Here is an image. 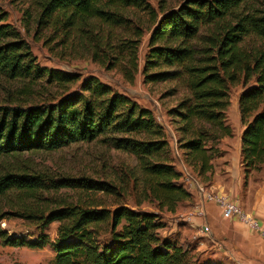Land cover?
Here are the masks:
<instances>
[{"label":"trees","instance_id":"trees-1","mask_svg":"<svg viewBox=\"0 0 264 264\" xmlns=\"http://www.w3.org/2000/svg\"><path fill=\"white\" fill-rule=\"evenodd\" d=\"M13 1L24 5L23 28L29 31L32 26L34 38L46 44L56 40L65 48L80 39L97 48L92 51L96 60L135 51L131 41L116 44L100 37L103 22L121 26L127 20L103 0ZM116 5L152 11L144 0H116ZM6 19L0 5L1 74L30 78L29 88L45 82L67 89L78 79L74 73L40 67L29 43ZM148 43L144 82H173L169 94L182 89L167 113L175 124L180 158L198 176L213 172V160L223 153L220 139L233 135L226 115L229 90L243 85L237 107L244 126L240 155L245 185L252 170L264 169V6L254 0H182L162 11ZM128 61L135 71V54ZM80 85L78 92L40 103L0 105V156L54 151L106 135L111 146L136 157L144 173L145 198L154 201L158 211L132 209L118 201L108 207L95 194H120L104 180L5 167L0 171V205L7 208L0 206V220H26L37 235L27 240L0 227L1 244L39 248L50 243L54 264H223L201 259L195 248L160 232L165 226L160 211H174L190 193L153 110L95 76ZM61 189L75 191L78 197H62ZM52 222L58 225L55 240L49 242L46 231Z\"/></svg>","mask_w":264,"mask_h":264},{"label":"rangeland","instance_id":"rangeland-1","mask_svg":"<svg viewBox=\"0 0 264 264\" xmlns=\"http://www.w3.org/2000/svg\"><path fill=\"white\" fill-rule=\"evenodd\" d=\"M150 5L152 11L139 10L133 6L123 8L116 5V0H103L104 5L118 14L127 18L125 24L121 26H110L102 23L100 37L108 38L112 43H125L131 41L134 45V52L126 51L120 53L117 59L100 57L96 60L93 55L94 45L86 46L83 41L77 39L68 43L69 46H58L56 40L44 43L43 39L34 38L33 27L26 31L22 26V10L24 5L20 1L0 0V5L7 12L6 21L13 24L20 32L21 36L29 43L32 54L36 57V62L40 67L62 70L74 73L79 76L77 80L69 84V88H59L56 85L39 86L34 84L28 87L30 78L12 79L0 73V105H29L46 101L51 96H60L68 93L78 92L83 79L95 76L102 83L133 99L140 107L159 109V113H154L156 120L163 125L166 138L170 141V155L173 163H176L174 156V146L178 147L175 124L167 111L175 106L181 96L182 89L169 94L168 90L174 85L173 82L146 83L142 75V67L146 52L148 51L149 36L156 21L162 11L175 8L182 0H144ZM258 7L264 6V0H254ZM93 46V47H92ZM92 47V48H90ZM135 54L137 69L130 71L128 57ZM109 59V60H108ZM115 62L114 65H112ZM129 74V76L127 75ZM38 83H41L37 81ZM241 83L230 87V105L226 110L228 123L233 129L231 119L238 111L235 99L242 89ZM158 103V104H157ZM160 106V107H159ZM176 140V141H175ZM170 146V145H169ZM181 154V153H180ZM214 161V160H213ZM31 168L47 173L52 176H85L93 179L104 180L115 186L116 192L120 195H104L96 193L95 196L110 208L115 202H124L132 209L145 211H158L155 202L145 198L143 193L144 173L136 157L122 149L110 145L106 135L97 137L92 141H80L71 143L59 150L54 151H29L19 156H0V171L5 167ZM223 169L221 168V171ZM262 170L261 172H263ZM60 195L72 200L78 197V193L69 189L59 190ZM182 201L176 207L181 208ZM7 208L5 205H0ZM163 213L165 209L161 210ZM167 214V213H164ZM163 217V214L161 215ZM164 221V219H162ZM165 222V221H164ZM58 223L52 222L47 229L49 242L56 238V228ZM0 227L7 230L9 234H14L27 240L34 239L37 235L36 228L28 221L21 218L6 217L0 220ZM165 229V228H164ZM163 229V230H164ZM104 237V236H103ZM188 246H194L187 243ZM201 259L209 258L207 251L196 250ZM55 253L50 243L39 247L29 248L26 246L2 245L0 242V264H54Z\"/></svg>","mask_w":264,"mask_h":264},{"label":"crops","instance_id":"crops-1","mask_svg":"<svg viewBox=\"0 0 264 264\" xmlns=\"http://www.w3.org/2000/svg\"><path fill=\"white\" fill-rule=\"evenodd\" d=\"M239 93L235 104H237ZM153 112L159 113L160 111L155 107ZM231 122L235 130L234 136L220 139L218 147L223 153L214 159L213 172L201 177L189 166L188 169L197 185L218 196L223 195L236 199L245 213L264 226V171L252 170L244 185L240 155V138L244 126L240 122L238 111L234 113ZM171 133L175 135L172 129ZM179 153H181L180 150ZM176 168L180 171L177 164ZM181 179L190 197L182 200L180 209L176 207L174 211L165 210L164 213L167 214L160 211L165 221H163L165 226L160 232L163 235L177 237L178 241L183 244L189 242L196 250L209 252V259L216 262L264 264V237L258 231L250 230L236 217L230 219L222 217L219 206L205 199L195 182L186 183L183 178ZM196 204L202 206L204 215L187 217V213Z\"/></svg>","mask_w":264,"mask_h":264},{"label":"built area","instance_id":"built-area-1","mask_svg":"<svg viewBox=\"0 0 264 264\" xmlns=\"http://www.w3.org/2000/svg\"><path fill=\"white\" fill-rule=\"evenodd\" d=\"M173 137L175 136L173 135ZM174 156L177 159L176 164L179 167L180 172L182 173L183 180L186 183H189V182L194 183L195 180L191 172L189 171L187 164H185L181 160L179 150L176 146H174ZM195 184L197 185V182H195ZM197 186H198L199 191L205 197V199L215 202L219 206L222 217L226 219L236 217L240 221H242L250 230L258 231L262 235V237H264V226H261L260 224H258L255 218L245 213L236 199L229 198L223 195L218 196L212 192L205 190L202 186H199V185ZM192 215H196V216L204 215V209L202 208V206L199 204L194 205L191 208V210L187 213V217H190Z\"/></svg>","mask_w":264,"mask_h":264}]
</instances>
